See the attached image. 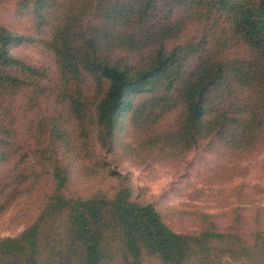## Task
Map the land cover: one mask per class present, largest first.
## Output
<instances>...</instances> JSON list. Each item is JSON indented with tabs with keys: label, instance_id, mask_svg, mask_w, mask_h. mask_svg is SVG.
I'll use <instances>...</instances> for the list:
<instances>
[{
	"label": "trees",
	"instance_id": "trees-1",
	"mask_svg": "<svg viewBox=\"0 0 264 264\" xmlns=\"http://www.w3.org/2000/svg\"><path fill=\"white\" fill-rule=\"evenodd\" d=\"M32 42L52 64L15 53ZM263 145L264 0H0V216L53 181L0 264H264V206L176 229L107 157ZM73 173L105 186L68 193Z\"/></svg>",
	"mask_w": 264,
	"mask_h": 264
},
{
	"label": "rangeland",
	"instance_id": "rangeland-1",
	"mask_svg": "<svg viewBox=\"0 0 264 264\" xmlns=\"http://www.w3.org/2000/svg\"><path fill=\"white\" fill-rule=\"evenodd\" d=\"M15 53L36 65L52 64L49 53L37 42L25 43ZM107 157L134 187L135 194L152 202L166 223L176 229L194 226L195 218L191 214L194 211L218 213L236 205L264 206V145L256 155L239 161H230L208 147L191 151L179 163H165L152 158L138 165L124 157L121 151ZM3 169L0 166V171ZM72 176L71 183L66 186L71 194H88L98 186H105L98 185L93 179H79L77 173ZM52 187L53 181L44 179L32 194L22 196L2 214L0 237L18 234L30 224L43 197ZM145 264L158 263L149 259Z\"/></svg>",
	"mask_w": 264,
	"mask_h": 264
}]
</instances>
